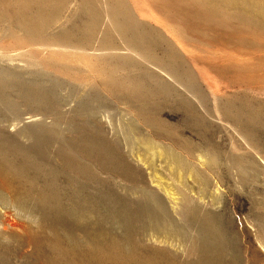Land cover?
<instances>
[{
    "label": "rangeland",
    "instance_id": "obj_1",
    "mask_svg": "<svg viewBox=\"0 0 264 264\" xmlns=\"http://www.w3.org/2000/svg\"><path fill=\"white\" fill-rule=\"evenodd\" d=\"M167 2L179 7L181 19L197 32L193 52L199 56V62L216 63V67L223 64L214 70L219 71L215 76L214 71L203 69L214 77L210 80L214 98L199 86L194 88L198 92L194 96L191 87L176 89L160 79L158 83L156 77L122 58L97 62V67L101 64L104 68L102 77L87 82L85 79L91 76L48 59L46 55L54 54L52 48L20 49L10 43L6 45L9 40L5 27L16 20H0V53L13 60L0 57V67L5 65L4 69H15L14 72L23 75L22 81L14 82L0 74L5 86L0 87V99L38 93L44 103L68 98L71 109H75V114L67 118L69 127L59 120L61 127L52 130L37 122L27 124L19 132L0 130V166L3 165L0 170L5 171H0V177L4 174L7 182L11 180L19 187L17 193L25 195L17 198L15 207L6 205L8 198L3 191L6 182L0 179V194L4 196L0 198V208L5 209V214L0 211V264H264V0H254L250 11L243 10L238 3L232 8L212 0H200V7L191 6V0ZM61 15L78 24L87 17L86 12L72 5ZM59 24H50L45 29L54 32L59 30ZM225 54L233 55L235 61L224 65ZM192 100L198 103V110L187 104ZM213 102L217 103L219 113H215ZM229 107L231 112L235 109L238 113H230ZM91 112L104 120L108 117L110 128L105 135L96 134L90 125H75ZM4 113L0 109V116ZM68 119H72L71 123ZM61 128L66 131H60ZM143 140H153L158 146L176 152L184 159L183 164L187 161L184 165L188 167L196 165L200 155L213 154L216 162L209 165L205 161V165L196 167L195 179L187 178L179 184L169 166L168 170L165 167L167 162L151 153ZM143 156L150 158L146 160ZM136 158L151 163L155 179L164 182L167 189L183 193L186 202L180 207L181 212L172 211L166 195L151 187L154 185L149 182V170L145 172L147 166L136 164ZM11 169L10 174L7 170ZM187 188L193 191L190 193ZM3 218L10 221L11 227H7ZM158 232H165L174 240L178 237L177 245L175 241L173 245L154 243Z\"/></svg>",
    "mask_w": 264,
    "mask_h": 264
},
{
    "label": "bare ground",
    "instance_id": "obj_2",
    "mask_svg": "<svg viewBox=\"0 0 264 264\" xmlns=\"http://www.w3.org/2000/svg\"><path fill=\"white\" fill-rule=\"evenodd\" d=\"M212 1H214L215 4L217 2L221 4V2H222L224 5L231 6V7L232 6L234 7V6L238 5L239 7L243 8V10L250 11V10H252L251 3L254 0H252V1L251 0H212ZM183 2H184V0H183ZM187 2H188V0H187ZM175 3H177V2H175ZM201 3H202V1H201ZM210 3L211 2H209V4ZM186 4H188V3H186ZM195 4H197L200 7V0H191V6L195 7ZM223 4H221V5L223 6ZM71 5H72V7H75L77 9H81L82 11L86 12V14H87V17L85 18V20L82 19L83 21L81 23H79V24L74 22V21L71 22V19L67 20V18L69 16H62L61 15V14H63L64 11H66V9L69 10L71 8ZM253 5H254V2H253ZM207 6H208V4H207ZM222 6H221V8H222ZM186 7H188V6H186ZM186 7L184 6L185 9H186ZM185 9H183V11L186 12L187 10H185ZM188 9H189V7H188ZM200 9H202V7ZM262 10H264V8H262ZM195 11H196V9H195ZM179 12H181L180 8L179 7L176 8V6L171 5L170 3L167 2V0L166 1L165 0H2V1L0 0V20L4 19V20H7V22L11 21V20H16L15 24H9L8 23V25L5 27V31H6L5 33L7 34V36H8L7 38L9 40V42L6 43V45L7 44L9 45V43H10V45L12 47H18L20 49L24 48V47H33L34 48L36 46H45V47H48V48H52L53 49L52 52L54 54L52 53L53 55H51V54H49L48 56L46 55V57L48 59H50L53 62L59 64V66L66 67L69 70L73 69L78 74H83V75H85L87 77L91 76V79H85V80H87V82L92 81V80L99 81L101 79L102 74L104 72V68H103V66L101 64H100L99 67H97V65H96L97 62L101 63L103 60H105L107 58H111V59H113V58L114 59L115 58H120L121 59L122 58V60L125 59L127 61H130L132 64L135 63V65L138 66V68L140 67L141 70H143V71L149 73L150 75H152L151 76L152 78L156 77L157 80H155V81H158V79H160L162 82H166V81L170 82L172 84V86L173 85L176 86L175 87L176 89L179 86L182 87V88L183 87L186 88V86L191 87V88H193L194 93L192 91H188V92H191V93L195 94L194 96H196V94L198 95V92L196 90H194V88L195 87L198 88V86H199V89L200 88L201 89L204 88L207 91L208 95L214 98V96L216 94L213 93V86H212L211 81H210L214 77L213 78L210 77L206 73V71H207L206 69H208L209 71H214L215 69L219 70L220 69L219 66L220 65L223 66V64L219 63L220 65L218 64L219 65L218 66L219 68H218V67H216L217 66L216 63H215L216 65L215 64H205L204 65L205 62L204 63L199 62L200 61L199 58H198L199 56H197L193 52V49H194L193 43L196 42V41L198 42V37H197L198 34H197V32H196L197 35L194 33L193 27L190 24H188L187 21L181 19V18H183V16L181 17L179 15ZM217 13H218V11H217ZM191 17L192 16L190 15V17H188V18L191 19ZM222 17H224V16H222ZM228 17H229V15H228ZM69 18H71V17H69ZM60 20H62V21H60ZM194 21H196V20L194 19ZM58 22L60 23L59 24V30L56 29L57 30V31L55 30L56 32L55 31L54 32H51V31L47 32L48 29L46 30L45 29L46 27H48L50 24H53V23L54 24L55 23L58 24ZM219 22H220V20H219ZM202 23H203V21H202ZM222 23L220 22V24H222ZM226 23H227V21H226ZM210 24H212V23H210ZM231 24H233V23H231ZM225 26H227V25H225ZM223 28L224 27H222V29ZM227 30H229V28ZM231 30H233V29H231ZM235 39L233 41L236 42ZM227 42H228V45L231 46L229 43H232V39L227 40ZM243 43H245V42H243ZM41 49H43V48H41ZM229 49H230V47H229ZM237 49H238L237 52H239L240 48H237ZM49 51L50 50H48V52ZM45 52H46V50L44 52H42V53H45ZM6 55L7 54H1L0 53V57H7V60L9 62H12L13 60L9 59V56H6ZM75 56H78V58L77 57L74 58ZM233 59H234L233 55L225 54L223 56V60L226 61L224 65H226V63H230L231 64L232 61H235ZM237 64H238V62H237ZM117 65H118V63H117ZM234 65H235V63H234ZM4 66H3V68L0 67V74H4L6 77H8L10 79H13L14 82L18 81L17 79H19V80L22 79L23 80V75H21V73L18 74L16 72H14L13 70H15V69H13V70L10 69V68L4 69ZM6 66H8V65H6ZM12 66L13 65H11V67ZM120 66H121V64H120ZM133 67H134V65H133ZM203 69H205L206 71H204ZM223 69H224V67H223ZM122 70H124V69H122ZM17 71H18V69H17ZM125 71H126V69H125ZM134 71H135V69H134ZM217 72H219V71H214L213 72L214 74L213 73H211V74H213V76H215V74ZM147 73H144V74L147 75ZM104 74H106V73H104ZM5 76H2V79ZM147 77H149V76H147ZM151 77H150V79H151ZM121 80L123 82V79H121ZM4 81H7V80L4 79ZM4 81H3V83H4ZM159 81H158V83H159ZM111 82H110V84H111ZM6 83H8V82H6ZM19 84L21 85V83H19ZM22 84H23V82H22ZM115 85L117 86V84H115ZM118 85H119V83H118ZM122 85L125 87V85L121 83V86ZM157 85H159V84H157ZM7 86H6V89H7ZM25 86L26 85H24L23 87H25ZM121 86H119V87H121ZM0 87H2V89L5 88V86H3V84H1V80H0ZM29 87H32V84ZM29 87H27L26 89H28ZM13 89H12V91H13ZM49 89H50V87H49ZM125 89H127V88H125ZM168 90H170V89H168ZM0 91H1V89H0ZM129 91H130V89H129ZM22 92H23V90H22ZM22 92H21V94H22ZM31 92H33V91H31ZM143 92H145V91H143ZM202 96H204V95H202ZM199 98H201V96ZM3 99H6V98H3ZM188 99H186V101H188ZM213 101H214V99H213ZM70 102H71L70 99L62 97V98H58V99H54V100L53 99H49L48 103H44L43 99L38 95V93H32L29 96L27 95L26 97L17 96L16 95L14 97H11L10 100H6V101H2L0 99V104H1L0 109H2L3 112H5L4 113L5 115H1L0 116L1 117V119H0V130H2L4 132L5 131H16V132H19V131L23 130L24 127L27 124H29V123L36 124L35 122H37L38 125H43L45 127L46 126L47 127H51L50 128L51 130L53 129V127H56V126L61 127V124L66 126V125H68V122H69V121H67V118L69 116H71V114L72 115L75 114V109L74 110L71 109V103ZM187 104H189L192 108H195V109L198 110V108L196 107L198 105V103L193 102V100L191 102H189V103L187 102ZM213 104H214V107H215V109L213 108L215 113H216V111H218V113H219V110H218V107H217L218 106L217 103L213 102ZM79 106H81V104ZM86 107H87V105H86ZM86 107L84 109H86ZM228 110H229L230 113H233V114L238 113V112H235V109L234 110L232 109V112H231V107H229ZM97 111H98V109H97ZM224 111L226 112V109ZM80 112L82 113V111H80ZM92 112H94V111H92ZM92 112L89 115H87V116H83V118L80 116L81 117L80 120H77L78 122H75V125L76 124L77 125H81L82 123L86 127H88L90 125L89 127L92 128L93 130H95L97 132L96 134L105 135L107 130H108V128H110V125H109V122H108V117H104V118H106V120H104V119L100 118L98 115L93 114ZM222 112H220V113H222ZM215 115H217V114H215ZM96 116H98V117H96ZM132 118H134V117H132ZM219 118H221V117L219 116ZM137 119H138V117H137ZM47 120H49V121H47ZM59 120L62 121L61 124L59 123ZM68 120H70V119H68ZM71 120H70V123H71ZM225 121H228V120L226 119ZM72 124H73V122H72ZM83 124H82V126H83ZM75 125H73V127ZM68 127H69V125H68ZM56 128H54V129H56ZM71 128H72V126H71ZM63 129L60 130V131H63ZM78 130H80V128ZM86 130L88 131L89 129L87 128ZM68 131H70V130H68ZM74 131H77V130H74ZM79 133H81V132H79ZM15 134H17V133H15ZM22 135H23V133H22ZM87 137H85V138H87ZM102 140L104 141V139H102ZM150 140H143L142 144H144L146 148L148 147L147 149L151 153L155 154L158 159H161V160L164 159V161L167 162L168 165H166L165 167L168 170V166H169V170H172V174H174V176L177 177V180L179 181V184H183L182 180L187 179V178H192V179L194 178L195 179L197 177V174H196V171H195L196 167L199 168V167L205 165V161H208L207 164H209V165H212L213 161L216 162V160H215L216 157L213 154L210 155L209 157H204V156L200 155L196 159V163L197 164L196 165H190V167H188L189 165L188 166L184 165L187 161L183 164L184 159H183V161L181 160L182 156L179 157L176 152L174 153L173 151H169V150L165 149L164 146L160 147V146H158L159 143H157V142H155L153 140L152 141H150ZM82 141H84V139ZM136 141L140 142L139 139L136 140ZM97 142H100V141H97ZM156 143H157V145H156ZM83 144H85V142ZM102 144H105V143H102ZM96 145L99 146V144H97V143H96ZM141 146H143V145H141ZM243 147H245V146H243ZM1 150H3V149H1ZM144 150H143V152L147 151V150H145V151ZM0 152H2V151H0ZM153 154L152 155L150 154L151 159L153 157ZM249 154H251V153H249ZM3 155H4V153H3ZM179 155H181V154H179ZM149 158H147V159H149ZM144 159H146V158L144 157ZM7 160H9V159H7ZM161 160H159V161H161ZM0 161H2V157H1ZM4 161H6V160H4ZM146 162L147 161H145V160L143 161V160H140L138 158L135 159V163L136 164L141 165L142 167L147 166L145 172H147L149 170L150 173L147 172V176L151 179L149 181L150 184L154 185V186H151V187H153L154 190L158 191V193L162 192V193H164L166 195L164 197L167 199L172 211H174V212L179 211L180 207L182 208V204L186 202L185 198H183L184 195L182 196L183 193L181 194L180 192L172 189L171 187L170 188H171V190H173V192L170 191L169 189H167V185L164 182L163 183H164L165 186H163V183L160 180H158V179L156 180L155 179L156 176L153 175V173H155L154 172L155 170H153V168L151 166V163L149 162L150 163V165H149ZM12 163L14 164V162H12ZM21 163H23V162H21ZM189 163H187V164H189ZM15 165H16V163H15ZM22 165L23 164H21V167H22ZM1 166H3V165H1ZM1 166H0V168H1ZM13 166L14 165H11L12 169L16 168V170H17V167L14 168ZM25 166H27V165H25ZM12 169L11 170H7V171H9V173L11 174L12 173ZM18 169H20V166H19ZM81 169H79V170H81ZM0 171H1V173L5 172V171L2 172V170H0ZM82 171L84 172L83 169H82ZM15 173H16V171H15ZM4 176L5 175L3 174V177ZM9 177L11 178V176H9ZM14 177L16 178V175ZM23 177L24 176H22V178ZM2 178L0 177V179H2ZM160 178H161V176H160ZM6 179L7 178L4 179L5 180L4 182H6L5 183L6 186L3 187V191H5V195L7 194V198H8L7 200H5L6 203H7L6 205H9V204L12 205L13 204V206H14V204H18L17 203L18 201H16L17 198L21 197L20 193L19 194L17 193V190H18L19 187L14 185V184H12L11 182H13V181H11L10 179H8V180H10L11 182L10 181L7 182ZM12 179H14V178H12ZM146 180H148V179H146ZM16 181H18V180H16ZM24 184H22V185H24ZM22 188H24V187H22ZM27 188H28V186H27ZM149 189H150V187H149ZM187 189L189 190L190 193L193 191L191 188H187ZM1 191H2V189H1ZM23 194H25V193H23ZM1 197L4 199V196H2L0 194V198ZM23 197H21V198H23ZM196 199H198V198H196ZM199 199H201V198L199 197ZM190 204H191V202H190ZM20 206L22 207L21 203H20ZM1 210L5 214L4 207L0 208V211ZM193 211H194V209H193ZM179 212H181V211H179ZM4 214H3V216H4ZM210 219H212V218H210ZM5 220L6 219H4V221ZM171 220H173V219H171ZM5 224L8 225L7 227H9V226L11 227L10 221H9V223L7 221H5ZM151 237H153V236H151ZM177 238L178 237H176V240H174L175 237L169 236L165 232H164V234L162 232L161 233L158 232V234L155 236V238H153V240H154L153 242L155 243V241H157V243H161L162 245H163V243H164V245L165 244L170 245L174 241H175L174 243L176 244ZM161 244H160V246H161ZM180 244H182V243H180ZM188 244H189V242H188ZM189 245H191V244H189ZM181 249H178V247H177V250H181ZM214 249L217 251L216 248H214Z\"/></svg>",
    "mask_w": 264,
    "mask_h": 264
}]
</instances>
